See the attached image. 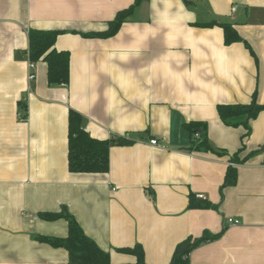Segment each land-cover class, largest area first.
I'll list each match as a JSON object with an SVG mask.
<instances>
[{"label":"crops","instance_id":"crops-1","mask_svg":"<svg viewBox=\"0 0 264 264\" xmlns=\"http://www.w3.org/2000/svg\"><path fill=\"white\" fill-rule=\"evenodd\" d=\"M193 1L144 0L115 35L92 37L135 0H0V264H71L67 249L38 239L68 235L67 220L40 216L63 207L112 264L134 263L118 249L136 243L147 264H169L179 242L206 230L224 232L189 264H264V109L247 136L217 109L264 104V0ZM213 19L243 40L197 24ZM31 28L62 31L68 85H50L44 61L29 80ZM71 109L95 138L134 139L110 148L108 172L69 170ZM190 121L228 154L186 149ZM229 166L237 182L222 188ZM190 193L217 208H190Z\"/></svg>","mask_w":264,"mask_h":264},{"label":"trees","instance_id":"trees-1","mask_svg":"<svg viewBox=\"0 0 264 264\" xmlns=\"http://www.w3.org/2000/svg\"><path fill=\"white\" fill-rule=\"evenodd\" d=\"M144 0H135L134 4L119 11L114 20L109 23L105 31L87 33V36L110 37L115 35L121 25L134 13L136 7ZM187 5L195 3L193 0H184ZM203 26L219 25L225 33V43L231 44L243 40L233 24L220 22L213 19L208 22L197 23ZM60 30L36 29L29 30V46L27 52L29 59L34 62L44 61L48 68V82L50 85H68L70 81L71 54L68 50H59L55 43ZM220 118L231 126L243 125L247 131L245 136L251 132L250 121L258 116L264 109L253 99L249 103H222L217 106ZM83 116L76 110L71 109L69 113V149L68 163L71 172L105 173L109 171V151L114 145H130L134 139L127 136L115 135L107 139L93 137L84 127ZM184 127L189 131L191 141L188 150L211 151L219 155H227L224 149L215 147L210 141L207 126L201 121L185 122ZM200 129V131H199ZM239 163L235 155L232 160ZM237 182V169L229 166L222 188L234 185ZM154 198V195L152 194ZM190 208H217L210 201L197 200L194 193L189 194ZM40 216L46 220L65 219L68 221V235L66 237L40 235L38 239L54 247H63L69 252L71 264H112L110 253L101 248L92 238L87 236L77 221L66 207L59 212H43ZM223 230L213 233L204 231L201 236H188L179 242L174 250L172 260L169 264H189V254L203 243L219 239ZM119 252L130 253L136 256L134 263L122 264H147L145 251L140 243L131 247L119 248Z\"/></svg>","mask_w":264,"mask_h":264},{"label":"built area","instance_id":"built-area-1","mask_svg":"<svg viewBox=\"0 0 264 264\" xmlns=\"http://www.w3.org/2000/svg\"><path fill=\"white\" fill-rule=\"evenodd\" d=\"M29 66H30V73H29V80H34L35 77H36V74H35V67H36V62L34 61H30L29 62ZM151 143L152 144H159V141L157 139H152L151 140ZM201 198L204 197V195H200ZM226 223L228 225H235V224H238L239 223V220L238 219H234V218H228Z\"/></svg>","mask_w":264,"mask_h":264},{"label":"water","instance_id":"water-1","mask_svg":"<svg viewBox=\"0 0 264 264\" xmlns=\"http://www.w3.org/2000/svg\"><path fill=\"white\" fill-rule=\"evenodd\" d=\"M199 131H200V129H199Z\"/></svg>","mask_w":264,"mask_h":264},{"label":"rangeland","instance_id":"rangeland-1","mask_svg":"<svg viewBox=\"0 0 264 264\" xmlns=\"http://www.w3.org/2000/svg\"><path fill=\"white\" fill-rule=\"evenodd\" d=\"M31 61V60H30Z\"/></svg>","mask_w":264,"mask_h":264}]
</instances>
